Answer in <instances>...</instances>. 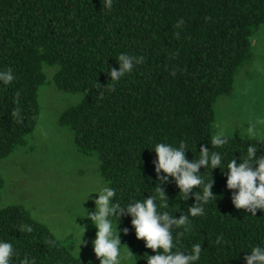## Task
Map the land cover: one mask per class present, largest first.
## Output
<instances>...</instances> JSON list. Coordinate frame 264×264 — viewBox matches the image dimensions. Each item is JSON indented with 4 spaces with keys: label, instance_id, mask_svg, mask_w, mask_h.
I'll list each match as a JSON object with an SVG mask.
<instances>
[{
    "label": "trees",
    "instance_id": "trees-1",
    "mask_svg": "<svg viewBox=\"0 0 264 264\" xmlns=\"http://www.w3.org/2000/svg\"><path fill=\"white\" fill-rule=\"evenodd\" d=\"M262 25L264 0H113L110 9L104 0H0V69L10 67L15 75L10 84L0 83V159L23 146L35 129L44 67H52L55 88L80 95L58 117L76 151L97 159L100 177L117 189L122 203L147 198L158 182L154 143L178 146L184 140L188 160L198 156L200 144L212 150L215 104L230 95L237 73L251 61L253 37ZM120 53L143 60L110 82L106 70L118 67ZM253 142L230 135L213 150L224 154L225 163L231 157L239 163ZM257 155H264V144ZM199 172L211 180L215 198L203 215L189 217L188 231L175 229L174 236L183 233L176 237L181 250L201 244L198 264H243L244 251L264 246V211L252 217L234 208L226 169ZM2 187L0 176V193ZM162 188L165 210L174 216L195 202L191 193L181 200L171 178ZM119 219L118 227L128 228L124 245L136 256L133 264H147L142 257L154 253L135 238L130 217ZM21 224L33 231H18ZM0 239L14 246L12 264L25 255L36 264H99L77 258L20 205L0 204Z\"/></svg>",
    "mask_w": 264,
    "mask_h": 264
},
{
    "label": "clouds",
    "instance_id": "clouds-1",
    "mask_svg": "<svg viewBox=\"0 0 264 264\" xmlns=\"http://www.w3.org/2000/svg\"><path fill=\"white\" fill-rule=\"evenodd\" d=\"M112 3L113 0H104V8L110 9ZM142 60V56L120 53L116 58L118 67L106 70L110 82H118L125 74L131 73L135 65ZM14 79L12 68L0 69V83L8 85ZM99 95L102 97L104 92L99 91ZM244 132L255 142L248 143L246 154L241 156L239 163L232 157L225 163L224 154L219 150H213L222 148L228 143L230 135H233L232 132L219 128L210 137L212 150L207 144H200L198 156L192 160L185 156L188 144L184 140H181L178 146L166 142L154 143L151 151L155 154L153 167L158 182L152 188L153 193L147 198L122 203L116 198L117 189L103 181L90 191L85 200L90 193H95V207L90 212L82 208V217L91 221L95 228L91 249L99 264H132L133 257H136L127 246L121 245L118 234L121 216L130 217L135 238L142 240L144 247L154 253L153 255L146 253L142 257L147 264H198L202 253L201 244L193 243L189 250H181L182 246L176 237L183 233L177 231L174 236V230L183 228L184 231H188L189 217L203 215L204 206L215 198L210 191L211 180H206L199 172L202 167L208 170V175L211 169L220 168L221 171L226 169L225 186L231 190L230 200L235 209H244L252 217L256 215L257 210L264 211V155H257L258 145L264 144V134L257 131L254 123H249ZM169 178L179 189L181 200H187L190 193L194 196L195 202L187 208L186 213L178 217L165 210L169 205L162 185L168 183ZM194 188L200 190L193 193ZM72 223L77 229L74 254L78 258L80 247L88 244L82 239L87 231V225L77 226L74 220ZM18 231L31 233L33 229L31 225L21 224ZM121 231L124 235L128 234V228ZM244 252L243 264H264V246L252 245ZM15 255L13 244L9 240L0 239V264H12ZM19 264L36 262L34 257L29 258L25 255Z\"/></svg>",
    "mask_w": 264,
    "mask_h": 264
},
{
    "label": "rangeland",
    "instance_id": "rangeland-1",
    "mask_svg": "<svg viewBox=\"0 0 264 264\" xmlns=\"http://www.w3.org/2000/svg\"><path fill=\"white\" fill-rule=\"evenodd\" d=\"M55 72L52 67H44L45 81L38 90L39 116L35 129L26 136L23 146L0 159L3 179L0 204L24 207L33 219L65 242L73 254L77 229L72 221L77 226L87 225L82 239L88 244L80 247L78 256L99 263L91 249L95 228L82 216L83 209L94 210L96 194L90 193L85 198L103 180L97 159L78 153L71 133L58 124L60 113L76 104L80 95L58 91L53 82ZM232 90L215 104L214 132L224 128L233 135L248 137L244 129L254 123L257 131L264 134V25L253 37L252 59L237 73ZM118 234L125 246V235L119 227Z\"/></svg>",
    "mask_w": 264,
    "mask_h": 264
}]
</instances>
